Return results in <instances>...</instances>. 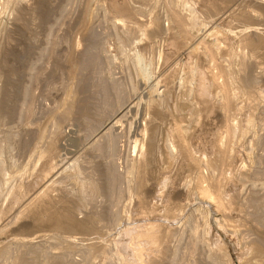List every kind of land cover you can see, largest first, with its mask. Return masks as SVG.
Returning <instances> with one entry per match:
<instances>
[{"label": "rangeland", "instance_id": "obj_1", "mask_svg": "<svg viewBox=\"0 0 264 264\" xmlns=\"http://www.w3.org/2000/svg\"><path fill=\"white\" fill-rule=\"evenodd\" d=\"M138 262L264 264V0H0V264Z\"/></svg>", "mask_w": 264, "mask_h": 264}, {"label": "bare ground", "instance_id": "obj_2", "mask_svg": "<svg viewBox=\"0 0 264 264\" xmlns=\"http://www.w3.org/2000/svg\"><path fill=\"white\" fill-rule=\"evenodd\" d=\"M124 1H125V0H124ZM197 1H198V0H197ZM179 2H180V1H179ZM181 2H182V1H181ZM209 3H210V2H209ZM185 5H186V4H185ZM116 6H117V5H116ZM116 6H115L114 8H116L117 11H118V9H119L120 11H122V10L124 9L123 7H122V8H121V7H118V8H117ZM205 7H206V6H205ZM229 7H230V6H229ZM129 8H130V7H129ZM222 9H223V8H222ZM225 9H226V8H225ZM227 9H228V8H227ZM227 9H226V10H227ZM228 10H229V9H228ZM233 10H235V9H233ZM123 11H124V10H123ZM124 12H125V11H124ZM128 12H129V10H128ZM218 12H220V11H218ZM230 12H231V11H230ZM233 12H234V11H233ZM120 13H121V12H120ZM174 15H175V14H174ZM229 15H230V14H229ZM134 17H135V16H134ZM176 17H177V16H176ZM178 17H179V15H178ZM185 17H186V16H185ZM185 17H184V18H185ZM124 19H125V18H124ZM185 19H186V18H185ZM215 19H216V18H215ZM184 22H185V21H184ZM136 24H138V23H136ZM175 24H176V23H175ZM156 25H157V24H156ZM147 27H148V26H147ZM181 27H182V26H181ZM182 28H183V27H182ZM185 29H186V28H185ZM168 30H169V29H168ZM172 31H173V30H172ZM185 31H186V30H185ZM216 33H217V32H216ZM220 33H221V32H220ZM217 34H218V33H217ZM222 34H223V33H222ZM225 34H226V33H225ZM152 35H153V34H152ZM207 35H208V34H207ZM194 37H195V36H194ZM218 37H220V35H219ZM234 37H235V36H234ZM242 37H243V36H242ZM145 39H146V38H145ZM208 39H209V38H208ZM235 39H236V38H235ZM176 40H177V39H176ZM245 40H246V39H245ZM227 41H228V40H227ZM248 41H249V40H248ZM236 42H237V41H236ZM246 42H247V41H246ZM207 43H208V42H207ZM221 43H222V42H221ZM224 43H225V42H224ZM251 43H252V42H251ZM191 44H192V43H191ZM189 47H190V46H189ZM197 47H198V45H197ZM233 47H234V46H233ZM190 48H191V47H190ZM205 48H207V47H205ZM212 48H213V47H212ZM217 49H218V48H217ZM187 50H188V49H187ZM189 50H190V49H189ZM212 50H213V49H212ZM218 50H219V49H218ZM187 52H188V51H187ZM213 53H214V52H213ZM215 53H216V52H215ZM209 54H210V53H209ZM212 55H213V54H212ZM226 55H227V54H226ZM234 55H235V54H234ZM213 57H215V56H213ZM163 58H164V56H163ZM214 61H215V60H214ZM211 62H212V61H211ZM194 65H195V64H194ZM205 65H206V64H205ZM185 66H186V65H185ZM189 66H190V65H189ZM179 68H180V67H179ZM189 68H190V67H189ZM196 68H197V67H196ZM196 68H195V69H196ZM202 69H203V67H202ZM207 73H208V72H207ZM207 73H206V74H207ZM174 74H175V73H174ZM198 74H199V73H198ZM180 75H181V74H180ZM184 75H185V74H184ZM198 76H199V75H198ZM214 76H215V75H214ZM174 77H175V76H174ZM202 77H203V76H202ZM212 77H213V76H212ZM215 77H217V76H215ZM165 78H166V77H165ZM196 78H197V77H196ZM210 78H211V77H210ZM213 78H214V77H213ZM170 79H171V78H170ZM174 79H175V78H174ZM161 80H162V79H161ZM194 80H195V79H194ZM205 81H206V80H205ZM211 81H212V80H211ZM164 82H165V81H164ZM168 82H169V81H168ZM200 82H201V81H200ZM203 82H204V81H203ZM169 83H170V82H169ZM181 83H182V82H181ZM195 83H196V82H195ZM164 84H165V83H164ZM198 85H199V84H198ZM219 85H220V84H219ZM221 86H222V85H221ZM156 87H157V86H156ZM165 87H166V86H165ZM185 91H186V90H185ZM199 91H200V93L206 91V88H205V86L202 84V82H201V84H200V89H199ZM205 93H206V92H205ZM258 93H259V92H258ZM203 94H204V93H203ZM260 97H261V96H260ZM210 100H211V99H210ZM201 102H202V100H201ZM259 102H260V101H259ZM138 104H139V103H138ZM134 105H135V104H134ZM136 105H137V104H136ZM189 105H190V103H189ZM122 106H123V105H122ZM132 106H133V105H132ZM196 106H197V105H196ZM123 107H124V106H123ZM130 107H131V105L128 106V108H130ZM197 107H198V106H197ZM239 107H240V106H239ZM121 108H122V107H121ZM126 109H127V107H126ZM118 110H119V109H118ZM189 110H190V109H189ZM129 111H130V110H129ZM121 112H122V111H121ZM182 112H183V111H182ZM186 117H187V116H186ZM121 119H122V118L119 117V115L116 116V117L114 118V121L111 122L112 125L115 126V125L119 124V122L121 121ZM250 119H251V118H250ZM247 124H248V123H247ZM117 127H118V125H117ZM112 128H113V127H112ZM112 128H111V129H112ZM181 132H182V131H181ZM174 137H175V136H174ZM41 140H42V139H41ZM186 141H187V139H186ZM182 143H183V142H182ZM184 146H185V145H184ZM183 149H184V148H183ZM43 150H45V149H43ZM60 152H61V151H60ZM48 153H49V152H48ZM62 153H63V152H62ZM187 153H188V151H187ZM35 155H36V154H35ZM46 155H47V154H46ZM40 157H41V156H40ZM68 157H69V156H68ZM52 165H54V164H52ZM71 165H72V164H71ZM42 166H43V165H42ZM45 168H46V167H45ZM240 170H241V169H240ZM53 171H54V170H53ZM51 172H52V171H51ZM54 172H55V171H54ZM50 174H51V173H50ZM28 177H29V176H28ZM49 177H50V176L48 175L47 178H49ZM226 177H227V176H226ZM45 179H46V178H45ZM28 182H29V181H28ZM44 183L46 184V182H44ZM45 184L42 183V185H41V183H40L41 186H39V187H38V185H37L38 188L36 187L37 189L33 190V194L31 195L30 198L27 197L28 199H27V200L25 199V203H28V201H29L30 199H32L34 196H37V194L40 193V192L43 190V187L45 186ZM46 186H47V185H46ZM206 190H207V189H206ZM206 190H205V191H206ZM42 192H43V191H42ZM201 192H202V191H201ZM203 193H204V190H203ZM203 193H202V194H203ZM207 193H208L207 191L204 193V195L206 196V198L210 197L211 201H212V202H215V199H214L212 196H210V194H209L210 191H209L208 194H207ZM14 195H15V194H14ZM208 195H209V196H208ZM48 196H49V195H48ZM205 196H204V197H205ZM207 196H208V197H207ZM14 197H15V196H14ZM14 197H13V198H14ZM21 197H22V196H21ZM16 198H17V197H16ZM16 198H15V199H16ZM18 198H19V197H18ZM23 200H24V199H23ZM9 201H10V200H9ZM9 203H10V202H9ZM166 204H167V203H166ZM4 205H5V204H4ZM30 206H31V205H30ZM33 206H34V204H33ZM14 207H16V206H14ZM28 209H29V208H28ZM39 210H40V209H39ZM177 210H178V209H177ZM6 211H7V210H6ZM6 211H5V212H6ZM33 211H34V209H33ZM41 211H42V210H41ZM158 211H159V210H158ZM1 212H2V210H1ZM9 212H10V211H9ZM12 212H13V211H12ZM22 213H23V212H22ZM151 213H152V212H151ZM156 213H157V212H156ZM158 213H159V212H158ZM1 214H2V213H1ZM143 214H144V213H143ZM153 214H154V213H153ZM168 215H169V214H168ZM173 215H174V214H173ZM162 216H163V215H162ZM147 217H148V216H147ZM164 217H165V216H164ZM172 217H173V216H172ZM175 218H176V217H175ZM175 218H174V219H175ZM134 219H135V218H134ZM13 220H14V219H13ZM165 220H166V219H165ZM177 220H178V219H177ZM8 221H9V220H8ZM6 223H7V222H6ZM167 224H168V223H167ZM142 226H143V224H142ZM149 226H150V225H149ZM5 228H6V227H5ZM141 228H142V227L140 226L139 229H141ZM144 228L146 229L145 226H144ZM144 228H143V229H144ZM147 228H148V227H147ZM171 228H172V227H171ZM136 229H137V228H136ZM136 229H135V230H136ZM143 229H141V230H138V229H137L139 232L141 231V234H138L139 232H137L138 235H135V236H136L135 239H136V238H137V240L140 239L141 242L144 241V240H146V241H149V242H151V243H152L153 241H154V242H156V241L158 242V241L160 240L159 238H160V235L162 236V234H158V233H156V230H154L152 233H150V235H148V234L146 233V230L143 231ZM169 229H170V228H169ZM157 230H158V229H157ZM160 230H161V229H160ZM163 230H165V229H163ZM127 231H128V230H127ZM142 231H143V232H142ZM166 231H167V230H166ZM166 231H165V232H166ZM134 232H136V231H134ZM165 232H164V233H165ZM126 234H127V233H126ZM135 234H136V233H135ZM127 235H128V234H127ZM131 235H132V234H131ZM167 237H168V235H167ZM125 238H126V237H125ZM129 238H130V237H129ZM129 238H128V239H129ZM141 238H142V239H141ZM143 238H144V240H143ZM162 238H163V236H162ZM162 238H161V239H162ZM163 239H164V238H163ZM130 241H131V240H130ZM146 241H145V242H146ZM161 241H162V240H161ZM122 242H124V241H122ZM124 243H125V242H124ZM120 244L122 245V243H120ZM146 244H147V243H146ZM130 245H131V244H124V245L121 246V247H125V248L127 249ZM141 245H143V244L141 243ZM150 245H151V244H150ZM147 246H148V244H147ZM151 246H152V245H151ZM156 246H157V245H156ZM161 246H162V245H161ZM130 247H131V246H130ZM140 247H141V246H137V248H136V249H137V254H138L137 257H139V258H140V256L142 255V252H143V251H142L143 249H140ZM149 247H150V246H149ZM149 247H148V248H149ZM131 248H133V247H131ZM144 248H145V247H144ZM121 249H122V248H121ZM128 249H130V248H128ZM134 249H135V248H134ZM134 249H133V250H134ZM123 250L126 251L124 248H123ZM130 250H131V249H130ZM128 251H129V250H128ZM135 252H136V251H135ZM146 252H147V251H146ZM155 252H156V251H155ZM122 253H124V252H122ZM126 253H127V252H126ZM133 253H134V252H133ZM157 253H158V251H157ZM148 254H149V253H148ZM150 254H151V253H150ZM153 254H154V253H153ZM126 255H127V254H126ZM145 255H146V254H145ZM151 256H152V255H151ZM121 257H122V256H121ZM135 257H136V254H135ZM135 257H134V258H135ZM137 257H136V258H137ZM139 258H137V259L139 260ZM122 259H123V258H122ZM132 261H133V260H132ZM139 261H141V258H140ZM129 262H130V261H129ZM130 263H131V262H130ZM138 263H139V262H138ZM142 263H143V262H142ZM139 264H140V263H139Z\"/></svg>", "mask_w": 264, "mask_h": 264}]
</instances>
